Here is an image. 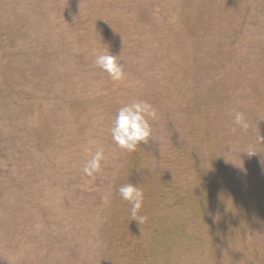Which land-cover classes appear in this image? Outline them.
I'll return each mask as SVG.
<instances>
[{
	"label": "rangeland",
	"instance_id": "1",
	"mask_svg": "<svg viewBox=\"0 0 264 264\" xmlns=\"http://www.w3.org/2000/svg\"><path fill=\"white\" fill-rule=\"evenodd\" d=\"M133 100L157 119L129 153ZM0 264H264V0H0Z\"/></svg>",
	"mask_w": 264,
	"mask_h": 264
},
{
	"label": "clouds",
	"instance_id": "2",
	"mask_svg": "<svg viewBox=\"0 0 264 264\" xmlns=\"http://www.w3.org/2000/svg\"><path fill=\"white\" fill-rule=\"evenodd\" d=\"M94 62L96 67L107 73L111 80L118 82L125 79L123 65L118 61V56L110 54L109 50L97 53ZM155 119H157V111L147 101L133 100L122 105L117 110L109 128L112 141L119 149L129 153L137 151L142 144L147 146L152 136V127L149 121ZM233 123L236 126L232 129L233 133L237 128L247 130L249 127L247 120L240 112L235 113ZM93 147H95V151H93ZM83 150L89 155V158L82 171L85 176L93 177L101 170L102 162L106 159L105 152L95 141H89ZM245 153L249 156L255 155L252 149ZM118 194L122 200L131 205L132 220L139 225L143 224L147 218L138 215L144 199V192L140 185L128 182L118 188Z\"/></svg>",
	"mask_w": 264,
	"mask_h": 264
}]
</instances>
